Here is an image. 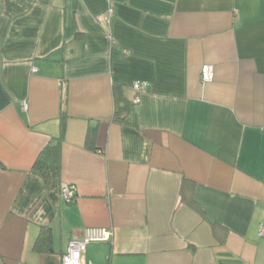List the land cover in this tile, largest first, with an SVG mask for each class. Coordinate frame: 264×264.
I'll list each match as a JSON object with an SVG mask.
<instances>
[{
    "label": "crops",
    "instance_id": "1",
    "mask_svg": "<svg viewBox=\"0 0 264 264\" xmlns=\"http://www.w3.org/2000/svg\"><path fill=\"white\" fill-rule=\"evenodd\" d=\"M63 111L48 187L34 164ZM262 224L264 0H0V264H62L89 226L113 237L85 264H264Z\"/></svg>",
    "mask_w": 264,
    "mask_h": 264
},
{
    "label": "trees",
    "instance_id": "2",
    "mask_svg": "<svg viewBox=\"0 0 264 264\" xmlns=\"http://www.w3.org/2000/svg\"><path fill=\"white\" fill-rule=\"evenodd\" d=\"M115 99L114 119L119 122H130L137 125L136 117L133 113V101L125 94V89L122 85H115L113 88ZM67 114L65 111L61 115L62 135L56 141L49 144L37 157L34 169L41 174L48 187L56 186L59 183L61 172V156H62V140L65 130V119ZM94 129L90 128L86 143L87 145L94 139ZM52 236L47 228H43L39 234L35 247L39 251H47L51 249Z\"/></svg>",
    "mask_w": 264,
    "mask_h": 264
},
{
    "label": "built area",
    "instance_id": "3",
    "mask_svg": "<svg viewBox=\"0 0 264 264\" xmlns=\"http://www.w3.org/2000/svg\"><path fill=\"white\" fill-rule=\"evenodd\" d=\"M115 11L110 8L102 14L97 15V19L105 25H111ZM37 69L34 68L33 71ZM215 79V67L212 64H205L202 67L201 80L203 83L211 82ZM147 82L136 81L133 83V89L142 91L145 90ZM140 101L139 96L133 98V102ZM27 108V103L24 104ZM77 187L72 183H62L60 192L63 199L67 202H72L76 196ZM259 235L264 236V225L259 227ZM113 237V231L106 227L89 226L85 229L84 236L80 239H72L69 241L66 251L62 255V264H85L84 253L87 245L91 242H107Z\"/></svg>",
    "mask_w": 264,
    "mask_h": 264
}]
</instances>
